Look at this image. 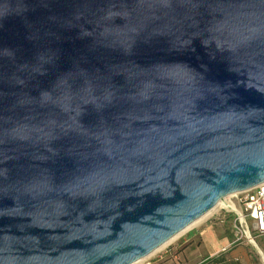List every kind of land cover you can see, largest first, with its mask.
Returning a JSON list of instances; mask_svg holds the SVG:
<instances>
[{
    "label": "water",
    "instance_id": "obj_1",
    "mask_svg": "<svg viewBox=\"0 0 264 264\" xmlns=\"http://www.w3.org/2000/svg\"><path fill=\"white\" fill-rule=\"evenodd\" d=\"M264 185V0H0V264H135Z\"/></svg>",
    "mask_w": 264,
    "mask_h": 264
},
{
    "label": "rangeland",
    "instance_id": "obj_2",
    "mask_svg": "<svg viewBox=\"0 0 264 264\" xmlns=\"http://www.w3.org/2000/svg\"><path fill=\"white\" fill-rule=\"evenodd\" d=\"M229 200L238 210L241 209L237 195L229 198ZM228 211V205L225 204V206L152 256L153 262L155 264H201L205 260H209L223 252L222 249L229 242L227 235L233 236L238 233L236 229L238 224L235 222L236 215L234 212ZM215 217H220L224 221H215L213 227H207V224L212 222ZM250 228V235L254 242H250L249 238L245 235L242 237V241L252 249L253 264H264V237L256 238L257 234L252 229V226ZM218 234L224 236H218ZM238 235L241 236L239 233ZM234 239L236 240V238ZM168 252L172 254L166 257L165 254Z\"/></svg>",
    "mask_w": 264,
    "mask_h": 264
},
{
    "label": "built area",
    "instance_id": "obj_3",
    "mask_svg": "<svg viewBox=\"0 0 264 264\" xmlns=\"http://www.w3.org/2000/svg\"><path fill=\"white\" fill-rule=\"evenodd\" d=\"M240 201V213H235L236 215V229L237 240L240 241L245 235L249 240L253 241V238L250 235V226L257 234V237L264 236V185L259 186L258 188L237 195ZM230 212V210L228 211ZM226 251V250H224ZM223 251V252H224ZM214 258V257H213ZM212 260V259H211ZM210 259L204 261L201 264H212ZM141 264H155L153 262V257L143 261Z\"/></svg>",
    "mask_w": 264,
    "mask_h": 264
},
{
    "label": "crops",
    "instance_id": "obj_4",
    "mask_svg": "<svg viewBox=\"0 0 264 264\" xmlns=\"http://www.w3.org/2000/svg\"><path fill=\"white\" fill-rule=\"evenodd\" d=\"M222 218L215 217L212 222L207 224V227H213L215 221H221ZM224 221V220H223ZM198 235V233H197ZM196 236V235H195ZM218 236H224L219 235ZM229 238V242L227 245L224 246L222 249L224 252H221L214 256V258H211L212 264H253V255H252V249L251 247H248L247 244H245L242 239L240 241L237 240V235L234 234L233 236L227 235ZM264 237V236H263ZM236 238V240L234 239ZM256 238H262L257 237ZM172 251V250H171ZM172 253L168 252L166 253V257H169ZM216 254V253H214ZM208 260V259H207ZM206 261V260H205Z\"/></svg>",
    "mask_w": 264,
    "mask_h": 264
},
{
    "label": "bare ground",
    "instance_id": "obj_5",
    "mask_svg": "<svg viewBox=\"0 0 264 264\" xmlns=\"http://www.w3.org/2000/svg\"><path fill=\"white\" fill-rule=\"evenodd\" d=\"M233 197V196H232ZM225 204L228 205V209L232 212H235V213H238L240 212V210H238V208L232 204L228 199L224 200L217 208H215L211 213H209L207 216H205L203 219H201L200 221H198L197 223H195L192 227L198 225L201 221H203L204 219H206L207 217H209L210 215H212L213 213H215L218 209H220L221 207L225 206ZM191 227V228H192ZM189 228V229H191ZM188 229V230H189ZM187 230V231H188ZM186 232V231H185ZM185 232H183L182 234H180L179 236L175 237L174 239H172L170 242H168L167 244H165L163 247H161L159 250H157L155 253H153L152 255H150L149 257H147L146 259L140 261V262H137L135 264H141L143 261L147 260V259H150L152 256H154L157 252H159L161 249L165 248L166 246H168L169 244L173 243L176 239H178L181 235H183ZM250 242H254L252 240H250ZM254 246V245H253Z\"/></svg>",
    "mask_w": 264,
    "mask_h": 264
}]
</instances>
